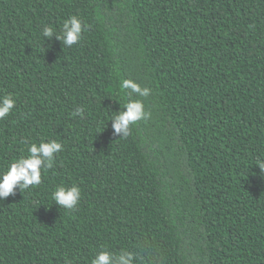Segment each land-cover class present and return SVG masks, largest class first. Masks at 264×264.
<instances>
[{"label":"trees","instance_id":"obj_1","mask_svg":"<svg viewBox=\"0 0 264 264\" xmlns=\"http://www.w3.org/2000/svg\"><path fill=\"white\" fill-rule=\"evenodd\" d=\"M80 41L64 47L65 20ZM151 89L140 97L120 83ZM0 171L62 151L0 201V264H264V0H0ZM128 100L150 113L113 134ZM77 107L83 116H73ZM81 189L55 205L57 186Z\"/></svg>","mask_w":264,"mask_h":264},{"label":"clouds","instance_id":"obj_2","mask_svg":"<svg viewBox=\"0 0 264 264\" xmlns=\"http://www.w3.org/2000/svg\"><path fill=\"white\" fill-rule=\"evenodd\" d=\"M86 27L80 18L73 15L64 21L59 35L55 34L51 26H44L42 35L48 39L55 36L56 40L60 41L64 47H71L80 41L82 32L86 30ZM120 88L123 91L130 89L140 97H148L151 94L150 88H141L139 84L130 79L122 80ZM14 106L15 100L11 94L0 97V120L7 117ZM83 113L84 109L77 107L72 115L82 117ZM115 113L110 118L113 134L125 138L129 135L132 125L141 120H146L150 116V113L145 111L141 100H128L123 109ZM62 147V144L55 140L28 145L27 156L19 157L5 171H0V201L10 195H15L17 188L21 191L39 185L41 183V169L52 166L55 154L62 151ZM256 167L264 172V159H257ZM80 198L81 189L75 184L71 187L57 186L52 192L55 205L68 210L74 209ZM134 259V256L128 252L122 251L119 255H115L108 251H100L91 260V264H133Z\"/></svg>","mask_w":264,"mask_h":264}]
</instances>
